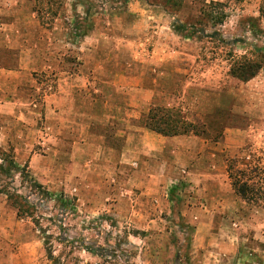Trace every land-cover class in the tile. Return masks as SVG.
Segmentation results:
<instances>
[{"label":"crops","instance_id":"0c3cea01","mask_svg":"<svg viewBox=\"0 0 264 264\" xmlns=\"http://www.w3.org/2000/svg\"><path fill=\"white\" fill-rule=\"evenodd\" d=\"M127 1L123 14H114L115 10L121 9L110 10L113 13L104 30L101 20H98L99 14L92 12L91 28L77 37L81 52L77 54L74 73L68 77L66 86L62 85L61 93L46 94L42 102L50 113L46 119L50 131L44 143L46 153L39 159L30 156L26 163L31 169L39 160V165L50 173L52 181L56 171L65 175L64 178L76 188V196L86 205L92 198L94 207H106L115 218L139 220L143 232L139 238L141 250L146 247L145 240L156 235L150 233L149 222L163 220L164 214H167L172 220L196 221L194 225L197 228L192 230L195 237L189 246L191 260L183 263H196V259L201 258L199 264H264V257H261L263 260L254 257L257 250L264 253V210L248 209L247 202L238 197L229 179L231 161L228 156L234 158L237 155L240 156L238 160L242 157L249 160L252 152L250 144L253 143L254 148L259 145L254 141L255 135L249 137L248 126L244 129L226 126L221 141L213 142L194 130L166 136L147 126L153 109L160 106L177 109L173 105L174 93L178 92L186 78H181L183 74L179 77L176 72L189 70L173 64L192 60L197 65L200 55L175 48L163 50L166 42L162 31L166 24L164 9L146 4L143 0ZM244 1L256 13L254 18L244 15L241 20H251L257 30L264 28L261 14L264 0ZM9 2L7 6L11 8V14L6 15V21L0 22V44H3L0 46V59L12 54L17 68L0 69V74H12L11 80L4 79L0 83V153L9 154V150L14 148L20 156L21 152L29 154V151L25 152L29 150L24 147L26 139L21 140L27 128L24 122L31 126L34 114L37 115L36 109L41 104L36 90L30 92L23 78L27 75L34 77L40 66L43 46L66 42L62 37L53 40L50 31L35 19L31 20V13L36 16L31 0ZM86 9L88 13L93 7L86 6ZM24 16L28 17L27 21ZM87 19L84 23L90 22V18ZM119 24L127 27V34H113L112 30L120 27ZM171 32L174 33L172 28ZM177 36L192 39L187 35ZM251 36L254 38V35ZM114 43L136 47L153 45L154 50L126 53L122 48L115 52V48L108 46ZM25 59L33 60V73L27 72L26 66H21ZM126 61L131 62L126 64ZM48 68L52 69V66ZM192 68L193 65L190 71ZM261 73L240 85V88H251L254 101H258L256 95H261L257 82L264 80ZM185 90L192 89L187 86ZM239 90L231 96L234 103L230 100L232 107L235 105L237 109L232 110L228 105L230 102L225 106L221 100L213 107L214 110H229L255 121V114L258 116L253 110L255 105L247 115L238 110L240 105H244V101H240ZM137 95L140 98L137 99ZM19 103L29 106L24 112L19 110L24 117L17 116ZM32 129L28 127L27 131L32 132ZM26 146L32 148L31 145ZM244 149L250 154L245 155L247 152ZM16 165L18 168L21 166L20 160ZM97 194L101 201L95 197ZM102 198L109 201L103 202ZM212 203L217 207H212ZM236 218L240 220L233 223ZM218 221L224 222V227H227L226 222L228 225L230 222L236 228V232L229 229L232 236L226 235L228 240H221L220 236L227 229L218 226ZM176 249L166 232L163 247L161 244L158 247L159 262L167 263L170 252ZM209 254L214 261L223 257L224 263H214L213 260L204 263L202 259ZM230 257H237V263H231Z\"/></svg>","mask_w":264,"mask_h":264},{"label":"rangeland","instance_id":"374dc122","mask_svg":"<svg viewBox=\"0 0 264 264\" xmlns=\"http://www.w3.org/2000/svg\"><path fill=\"white\" fill-rule=\"evenodd\" d=\"M9 1L11 0H0V22L6 21L8 19L6 15L11 14V8L7 6ZM31 2L36 14L34 16L31 13V20L35 19L50 31V37L53 40L62 37L66 44L54 42L52 46L45 45V48L43 46L42 58L39 60L40 66L37 67L34 77L27 75L23 78L30 92L36 90V97L41 102L36 109L37 115L34 114L35 119L31 121V126L24 122L27 128L33 127L32 132L27 131L26 128L25 136L21 138V140L26 139L24 147L29 149L25 151H29V154L23 155L21 152L18 156L14 148L9 150V154H0V165H4V167L0 166V264H181V262L182 264H199L201 258H197L196 263H183L191 260L189 246L192 245L195 237V232L192 230L197 228L194 225L196 222L194 219L172 220L170 215L164 214L163 220L149 222L150 233H156V235L146 239V251L141 250L139 238L140 235L142 237L143 232H141L139 220L115 218L106 207L102 205L94 207L92 198L86 205L76 196V188L64 178L65 175L56 171L53 173L56 176L52 181L50 173H46L39 165V160L31 169L29 168L30 165L26 162L29 161L27 159L30 156H36L39 159L46 153L44 143H46V135L48 138L50 132L46 119L50 113L43 105L45 95L50 96L52 92L61 93L62 85H65L68 77L74 73L77 54L81 52L77 37L91 28L92 12L99 14L98 20H101L102 30H104L105 23L113 13L110 10L121 9L115 10L114 14H123V9L128 5L127 0H31ZM142 2L160 6L166 12V24L162 29L166 38L163 50L175 48L200 55L197 65L193 64L192 60L178 61L173 64L180 69L189 70V72L181 70L176 72L178 76L183 74V77L180 75L181 78L186 79L178 92L174 93L173 105L177 108L174 118L177 116V122L185 123L187 130H194L213 142L221 141L226 126L243 129L248 126L249 137L255 135L254 141L259 145L254 148L253 143L250 144L251 154L244 149L247 152L245 155H251L249 160H243V157L238 160L240 156L237 155L234 156L236 159L228 156L231 161L229 164L233 172H243L241 182L245 181L255 186L256 192L247 195V208L264 210V80L257 81L261 87L258 93L261 95H256L258 101H254L251 88H240L244 82L231 75V69L243 58L249 60V63H259L263 67L260 73L264 75V28L257 30L251 20L249 22L241 20L244 15L254 18L253 14L256 10L251 11L244 0H143ZM86 6L93 9L87 13ZM107 8L110 9L105 12ZM246 10H249L247 14ZM261 14L264 17L263 9ZM24 18L28 20V17L24 16ZM85 18V21L90 18L91 23H84ZM127 22H130V19H127ZM178 23L188 29L186 33L180 35L185 36L188 33L192 35L191 40L177 36L179 33L174 31L173 24ZM171 28L174 31L173 34ZM126 29L127 27L120 25L112 31L114 35L119 33L125 35ZM251 35H254L256 40ZM108 46L115 48V52L124 48L126 53L154 50L153 45L136 47L125 44L123 47L121 44L114 43ZM50 52L54 54L51 55ZM50 65L52 69L48 68ZM191 65L193 68L190 71ZM21 66H26V71L33 73V60L25 59L21 62ZM13 68H17L13 55L2 56L0 69L12 70ZM4 79L11 80L12 74L1 73L0 83ZM187 86L192 90L186 91ZM237 89L240 101H244V105H240L238 110L247 115L255 105L253 110L258 113V116L255 114L253 118L255 121H249L247 116L231 113L229 110L217 108L214 110L213 107L221 100L224 101L225 106L228 102L231 103V96L237 94ZM222 96L223 99H221ZM136 98H140V95ZM232 103L228 104L229 107L232 110L237 109L235 105L232 107ZM18 107H16L17 116L24 117L22 112L29 106L19 103ZM199 107L203 108L199 109ZM20 121L22 123V120ZM26 145H31L32 148ZM19 160L20 172L11 166V163H14L18 167L16 162ZM229 179L232 184V178ZM96 196L101 201L100 196L98 194ZM15 197H19L18 203L15 202ZM102 201L109 200L102 198ZM211 206L217 207V204L212 203ZM208 209L210 210L209 207ZM238 220L240 219L236 218L233 223H237ZM217 224L221 225L222 229H227V232L224 231L225 235L220 236L221 240L227 239L226 235L230 234L229 229H232L231 232H236V228L232 227L230 222L229 225L226 222L227 227H224L225 223L222 221H218ZM166 232L177 249L170 252L166 259L167 263H160L158 247L160 244L163 247ZM257 251L249 253L252 255L254 253V257H260L263 260L261 257H264V253L261 250ZM230 258L231 263H237V257ZM202 260L205 261L204 263H210L214 261V258L209 254ZM214 263H224L223 257Z\"/></svg>","mask_w":264,"mask_h":264},{"label":"trees","instance_id":"16d2710c","mask_svg":"<svg viewBox=\"0 0 264 264\" xmlns=\"http://www.w3.org/2000/svg\"><path fill=\"white\" fill-rule=\"evenodd\" d=\"M239 1V0H236ZM174 31L178 32L179 34L181 33H186L188 30L186 26L180 25L178 23L177 25L173 24ZM188 37H192V35L186 34ZM263 67L259 63H249V60L246 58H243L241 62H237L235 66L231 69V75L240 80L241 82H249L253 78H255L260 71L262 70ZM175 110L173 109H166V108H155L151 111L148 119V124L147 126L160 134L170 136V135H176L179 133H186L189 132L190 130H187V126L185 123H180L177 122L176 118H174ZM1 154V153H0ZM3 155V154H1ZM4 167V165H0ZM11 166L16 169L18 172L19 168L14 165V163H11ZM255 174L258 172L254 171ZM232 173V174H231ZM230 178H232V187L235 191V193L241 197L243 200L247 201V195L250 193L256 192L255 186L249 185L247 182L243 181L241 182V178L243 177V172L238 171L235 173L233 172V168L230 165V170H229ZM41 187L40 185H37ZM13 198V197H11ZM19 197H15V202L18 203L17 200ZM248 202V201H247Z\"/></svg>","mask_w":264,"mask_h":264}]
</instances>
